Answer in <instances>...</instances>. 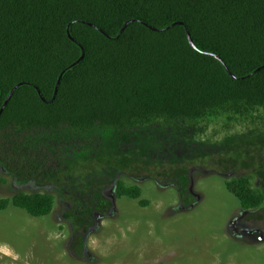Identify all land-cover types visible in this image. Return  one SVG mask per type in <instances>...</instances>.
Returning a JSON list of instances; mask_svg holds the SVG:
<instances>
[{
  "label": "trees",
  "instance_id": "obj_1",
  "mask_svg": "<svg viewBox=\"0 0 264 264\" xmlns=\"http://www.w3.org/2000/svg\"><path fill=\"white\" fill-rule=\"evenodd\" d=\"M1 111L0 170L22 183L88 181L64 214L78 258L84 219L109 205L97 178L152 172L146 148L162 136L206 141L258 177L229 187L263 220L264 0H0ZM197 159L155 167L181 180L185 208L196 202L187 169ZM117 188L119 198L141 194ZM11 204L39 217L54 199L21 194L0 200V212Z\"/></svg>",
  "mask_w": 264,
  "mask_h": 264
},
{
  "label": "rangeland",
  "instance_id": "obj_2",
  "mask_svg": "<svg viewBox=\"0 0 264 264\" xmlns=\"http://www.w3.org/2000/svg\"><path fill=\"white\" fill-rule=\"evenodd\" d=\"M159 139L160 144L154 141L146 148L152 172L140 168L134 174L106 172L97 178L104 182L109 205L83 221L84 258L70 249L76 239L64 214L73 188L88 182L85 177L76 173L46 183H22L0 170V200L21 194L54 199L53 210L39 217L13 204L0 212V264H264V219L250 218L258 211L244 210L229 187L238 178L256 186L258 177L243 165H227L217 155L220 150L209 149L206 141L198 145L167 136ZM189 156L199 157L187 169L189 194L196 202L185 208L181 180L155 167L180 168ZM118 181L138 187L140 197L119 198Z\"/></svg>",
  "mask_w": 264,
  "mask_h": 264
},
{
  "label": "water",
  "instance_id": "obj_3",
  "mask_svg": "<svg viewBox=\"0 0 264 264\" xmlns=\"http://www.w3.org/2000/svg\"><path fill=\"white\" fill-rule=\"evenodd\" d=\"M187 36H188V39H189L190 44H191L194 48H196V47H195V44H194V42H193V40H192V38H191V35H190L189 31H187ZM83 58H84V56L81 58L80 61H82ZM217 59H218V60H219V61H220V62H221L226 68H227V66H226L225 63L222 61V59H220V58H218V57H217ZM59 84H60V81H59V83H58V85H57V89H56L55 96L57 95ZM15 90H16V89H14V91L11 93V95H10L9 98L7 99L6 104L9 102V100H10L11 97L13 96ZM41 97H42V96H41ZM42 99H43V97H42ZM43 100H44V99H43ZM2 112H3V111H1L0 114H2Z\"/></svg>",
  "mask_w": 264,
  "mask_h": 264
}]
</instances>
